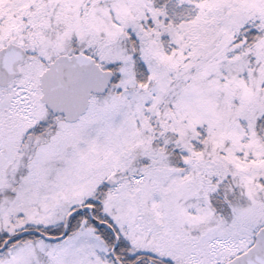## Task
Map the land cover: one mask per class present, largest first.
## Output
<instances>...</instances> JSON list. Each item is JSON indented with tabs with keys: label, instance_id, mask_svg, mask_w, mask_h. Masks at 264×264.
Returning <instances> with one entry per match:
<instances>
[{
	"label": "snow or ice",
	"instance_id": "1",
	"mask_svg": "<svg viewBox=\"0 0 264 264\" xmlns=\"http://www.w3.org/2000/svg\"><path fill=\"white\" fill-rule=\"evenodd\" d=\"M0 264H264V0H0Z\"/></svg>",
	"mask_w": 264,
	"mask_h": 264
}]
</instances>
